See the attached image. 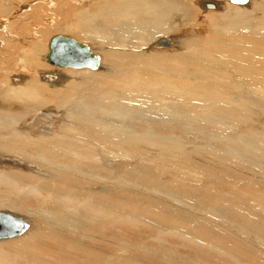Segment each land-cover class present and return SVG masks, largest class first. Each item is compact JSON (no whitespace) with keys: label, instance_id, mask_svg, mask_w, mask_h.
<instances>
[{"label":"bare ground","instance_id":"1","mask_svg":"<svg viewBox=\"0 0 264 264\" xmlns=\"http://www.w3.org/2000/svg\"><path fill=\"white\" fill-rule=\"evenodd\" d=\"M90 5L66 26L49 21L66 34L43 42L40 25H27L25 39L0 19V187L7 188L0 191V264L19 256L29 264H67L70 257L79 264H209L186 249L168 252L160 239L150 246L107 234L105 228L131 221L120 214L131 208L164 234L235 264H264V0ZM200 8L209 35L189 39L182 54L179 39L188 33L173 35L174 22ZM58 35L69 41L51 44ZM12 40L14 52L4 54ZM203 134L211 136L206 148L197 144ZM31 198L38 205L30 207ZM204 214L209 238L190 218ZM159 217L184 227L172 232Z\"/></svg>","mask_w":264,"mask_h":264},{"label":"rangeland","instance_id":"2","mask_svg":"<svg viewBox=\"0 0 264 264\" xmlns=\"http://www.w3.org/2000/svg\"><path fill=\"white\" fill-rule=\"evenodd\" d=\"M90 1H92V2H90ZM78 2H80V1L79 0H36V1L35 0H2V1L0 0V5H1L0 8H1V10L4 11V13H3V11L1 12L0 19L2 20L5 17L7 19H9V21H11L9 23H11V25H14V26H12V27H14V31H17V32L21 31L20 32V33H22L21 36L25 37V39L26 38L27 39L30 38L29 34L26 33V30L28 29L27 25H29V28L33 24H35L36 26L40 25L41 29H42L41 30L42 35H41L40 40L43 42L45 39L50 38V36H52V34L54 35V33L64 32L66 30L65 28H62L60 30V29H58L56 27L54 29L53 27H51V25L49 27V25H48L49 21L53 22V23H56V24L57 23L61 24V26H66V24H67L66 21L68 20L67 19L68 17L75 18L79 14V12H81L83 9H89V7L91 6L90 4L93 3V0H85L84 2H80L81 5ZM22 6H23L24 9L23 8L21 9ZM9 9H11V10H9ZM18 9L21 11V13L19 14L20 15L19 17H22L23 19L18 18V14H17V11H19ZM69 10H70V12H69ZM66 12H67V15H66ZM194 13H195L194 17H183V18L177 19L174 22V24H178V26H177L176 32L173 35H179L181 32H187L188 33L187 35L182 36L181 39H179L180 43L182 42V44L178 45L179 46V50L178 51H181L182 54L183 53L185 54L186 51H187V47H185L186 45L184 43L188 42L189 39H191V38L194 39L195 38V39H199V40L204 41L207 38V36L209 35V31H210L209 28H210V24L211 23L208 20H206L205 22L202 23V20H203L202 17L204 16L203 10L200 8L199 11H195ZM214 13H217V12H214ZM5 14H8V15H5ZM2 15H5V16H2ZM65 18H66V20H64ZM63 20H64V22H63ZM77 21H78V19H77ZM17 23L19 24V26H18ZM21 23H23V25ZM179 26H181V27H179ZM195 28H197V29H195ZM193 30H194V32H192ZM199 30H203L204 33L199 35ZM190 32H192V33H190ZM0 33H2V32H0ZM63 34H66V32H64ZM72 36L76 37L75 35H72ZM2 37L4 38V36H2ZM5 41H6V39H5ZM14 41L15 40L8 41L9 45L5 48L6 51L5 50L3 51L4 54L7 51H9V50H13V51H11V53L14 52V49L17 46V44L15 45V43L17 41H15V42ZM46 42H47V40L45 41V45H47ZM99 50L100 51H98V52H100V53L103 52L102 49H99ZM0 51H2V50L0 49ZM1 53L2 52H0V54ZM151 53H153V52H151ZM42 63H43V61H42ZM164 72L166 73L165 76H168V72H170V71L164 70ZM67 73H68V71H67ZM174 86L175 85H173L172 88ZM255 130L258 131V129H255ZM162 133H164V132H162ZM168 133H170V130L168 131ZM183 133H184V131L181 132V135H183V137L185 139H188V136L187 135L184 136ZM210 139H211V136L209 134H203L202 140L199 143H197V144L201 148H206L208 146L209 142H210ZM235 140H236V138L233 135L232 138H231V141L234 142ZM190 141H191V143H194L193 140H190ZM220 141L223 142V144H220V148L221 149H223L224 147L227 146L225 141H224V138L222 136L220 137ZM231 148H234V146L231 145ZM14 168L17 169L18 166L14 165ZM18 169L21 170L20 168H18ZM197 176H199V174H197ZM143 185L145 187H149L148 183L143 184ZM4 188L5 187H3V188L0 187V191H4L5 192L7 190V188H5V189ZM162 193H164L165 195H168V192H166V191H163ZM12 196L15 198L14 199V203L18 204V201H17L18 198L15 197L16 194H12ZM172 197H174V196H172ZM175 197H176V199L181 201L186 207H194V209H196V211L200 207L199 205H195L194 202H191L188 199H184V198L182 199L180 196L178 198H177V196H175ZM201 197H202V194H201ZM180 199H182L183 201L180 200ZM37 203H39V202H37ZM37 203H36L35 199L31 198V200L29 201L28 205H30V207H32V206L38 205ZM134 210H135L134 208H131L130 211L123 212V213H120L119 211H117V213H120V214L124 215L125 217L129 218L131 221H128V222L125 221L124 223H122L120 221L118 224L114 225V228H105L106 233L109 234V232L112 233V232H115V231L117 232L118 231V233H116V234H118V236L121 237V238H125L123 240L121 239L120 242H124V241H128V240L130 241V239L131 240L133 239V240L142 241L143 243H141V244L145 243V244L150 245V246L154 245L156 243L155 241L157 239H160L161 240V247L163 246L164 249L167 248L168 252H174L175 248H182L183 250L186 249L185 251L188 254H190L191 256L194 257V255H195L194 258H196L197 260L198 259L199 260H203V262L205 261L206 263H209V264H235L233 262V260H231L228 257L224 256L222 253H220L218 251L212 250L208 246H203V244L192 245L190 243L183 242L182 239L175 238L173 236V234H171V233H168V235L166 233L164 234L163 232L157 230L155 225L152 226L150 224L148 225V223H146V222H143L142 217H140L138 215H133V213L135 212ZM181 210L186 211V213L188 212L187 209H180V210H177V212L179 213ZM144 212H145V215L148 216L149 218H157L158 217V215L155 216L154 214H150L147 211H144ZM129 214H132V215L128 216ZM219 215L222 218H224L225 221L228 222L230 225H232V226L234 225L236 228L244 230L251 237L253 235L252 238L263 240V238L260 235H258V233H256L255 231L251 230V228H249L248 226L240 223L232 215L226 214L224 212H221ZM197 217H201V216H197ZM190 218H191V220L192 219L194 220L193 224H194L195 230L198 233L203 234L202 231L204 229H207L209 231V233L211 235H213L211 233V231H210V220L207 218V216L205 214H204L203 218H196V217H190ZM133 219H138L142 223H137L135 221H132ZM159 219H161L166 225H168L170 227H173L171 229L172 232H175L176 230L183 229V227H184L182 224L176 223V222L170 220L169 218H166L168 220H166V219L163 220L162 218L159 217ZM87 224H88V227L91 228L92 230L99 229L97 227H94V225L91 226L88 222H87ZM100 224H103V225L106 226L107 221H100ZM203 235H205L206 238H209V236L207 234H203ZM24 237H27V236H24ZM22 239H23V237H22ZM201 239H204V238L199 237V239H198L199 243L202 242ZM42 240H44V239H40L41 244L43 242L46 243V244L48 243V241L46 242L45 240L44 241H42ZM15 241H17V240H15ZM15 241L12 240L11 242H15ZM158 245H160V244H156L154 246H158ZM53 247L54 248H52V250L53 249L56 250L57 248L61 252L66 250V248L64 246H55V245H53ZM52 250H49V251L51 252ZM210 252H212V253H210ZM45 254H47V253H45ZM55 257H56V255H53L54 259H55ZM20 258L22 260H20ZM70 258H66L65 259L67 264H79V261H77L75 259H70ZM17 259H19V260H17L18 262L19 261L22 262L23 259H24V261L21 264H24V263L25 264H27V263L29 264V262L26 261L24 256H19V257H17ZM13 260H14V258L12 259L11 257L9 259H7L8 264H13V263L17 264V263H15L16 260H14V262H13ZM70 260H72V261H70ZM30 264H32V263H30ZM119 264H123V263H119Z\"/></svg>","mask_w":264,"mask_h":264},{"label":"water","instance_id":"3","mask_svg":"<svg viewBox=\"0 0 264 264\" xmlns=\"http://www.w3.org/2000/svg\"><path fill=\"white\" fill-rule=\"evenodd\" d=\"M232 1H235L236 3H242V2H243V0H232ZM55 40L60 41L59 43H66L67 41H69L68 38H66V37H64V36H60V35H58V36L53 37V39L50 41V43L53 44V42H54ZM84 48H85V47H84ZM84 48H83V49H84ZM85 49H86V48H85ZM48 62L50 63V62H52V60H48ZM92 65H94V64L89 63V64H86V65H84V66H92Z\"/></svg>","mask_w":264,"mask_h":264}]
</instances>
